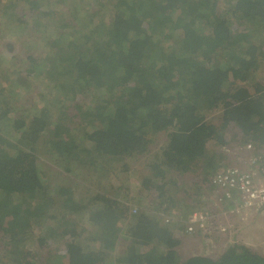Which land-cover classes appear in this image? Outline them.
Masks as SVG:
<instances>
[{
    "label": "trees",
    "instance_id": "16d2710c",
    "mask_svg": "<svg viewBox=\"0 0 264 264\" xmlns=\"http://www.w3.org/2000/svg\"><path fill=\"white\" fill-rule=\"evenodd\" d=\"M12 1L1 16L19 29L54 27L58 36L22 60L9 78L11 93L0 88V240L9 263L38 264L25 246L38 226L41 241H61L63 264H264L261 251L243 244L216 258L181 260L180 230L147 211L131 221L130 209L105 195L84 204L61 187L49 197L40 169L44 156L67 172L77 168L85 178L90 170L106 180L114 163L148 155L153 135L164 134L142 183L160 208L168 202L169 174L186 176L204 162L207 183L221 169L226 158L209 157L208 147L229 146L225 132L237 130L243 142L236 144L264 153V86L254 81L264 62V38L257 36L264 33V0H229L224 9L220 0H95L106 17L91 6L78 10L74 0ZM81 14L93 27L78 37L89 28ZM215 111L220 127L206 115ZM57 200L63 212L49 216ZM81 209H90L84 227Z\"/></svg>",
    "mask_w": 264,
    "mask_h": 264
},
{
    "label": "rangeland",
    "instance_id": "374dc122",
    "mask_svg": "<svg viewBox=\"0 0 264 264\" xmlns=\"http://www.w3.org/2000/svg\"><path fill=\"white\" fill-rule=\"evenodd\" d=\"M77 4V9L86 11L87 7L91 6V10L94 11L98 9L100 12H103V17L107 16L105 8L100 9L95 0H74ZM8 2H14L12 0H0V12L4 11L5 6ZM18 6L20 5L19 0L16 1ZM229 0H220V5L222 9L228 6ZM91 4V5H89ZM83 7V8H82ZM9 16L11 14V9L6 11ZM25 12V11H24ZM83 13V12H82ZM68 15V13H66ZM92 16V15H91ZM9 18V17H8ZM5 16L0 15V88H5L8 93H11L12 81L10 77L13 75L18 76V72L22 69L21 64L22 60L25 61L26 57L29 54L36 53L39 54L42 52L46 40L48 37L58 36L55 32V28H43L42 26L30 25L29 29L21 27V29L13 24ZM82 22L86 25V22H89V28L84 29L81 33L78 32V37L82 35H87L89 30L93 27V21L91 18H85V15L81 14ZM235 19H232V22ZM97 22V20H95ZM94 22V23H95ZM235 28L240 30L241 27L235 24ZM48 29L49 31H44ZM259 37L264 38V33H258ZM51 37V38H52ZM256 82L261 83L264 86V62L261 63L260 67L257 70L255 75ZM91 96H88L90 98ZM89 100H86L85 103H88ZM35 103V102H34ZM32 106V105H31ZM37 110V109H36ZM220 112L215 111L208 115V119H213L214 124H217L220 127ZM219 119V120H218ZM229 130L225 132V139L228 140L229 146H220L216 147L215 144H211L208 147V156H229L233 154L231 158H226L223 161V165H219L221 169L225 168L227 165H232L236 162L237 159L241 158L243 153H236L234 148L230 146H237L236 142H243L242 136L238 133L237 130ZM222 133L221 130H219ZM166 136L164 134L153 135L152 143L150 146V153L144 156L132 157L124 162L114 163V170L112 175L105 180L102 177V173L99 175L89 172L86 170L84 172L86 176L83 178L81 176V171L79 169H71V172H67V165L60 163L58 161H47L44 156H40V169L47 180V187L49 192V197L57 196L58 190L63 187L70 189L72 192H75L77 197L83 199L82 202L87 204L88 197H95L97 195H105L110 199H114L119 202H123L125 207L131 211V221L133 220L132 216H135L139 211H147L150 216H155L156 220H160L162 225L170 227L172 229L180 230L182 233V243L178 247V254H180L181 260L189 259L190 257L196 256H207L210 258H216L220 256L226 248L234 244H243L249 247L257 248L258 251L263 253L264 248V216L255 215L253 217H246L243 221L241 217L230 216L228 218H223V213L221 209L212 207V197H211V179H208V182L205 183L204 173H203V164L200 163L198 167H193L192 171L184 176L181 174H169L166 176L165 182L168 184L166 189V195L169 198H165L166 202L163 206L158 208V200L156 198V192L152 191L148 193L147 189L142 187L143 180L148 178L150 172L146 169V165L152 164L153 159L160 155L161 148L165 146ZM224 148H230L229 151H224ZM217 153V154H216ZM236 153V154H235ZM215 158V157H214ZM225 158V157H224ZM90 174V175H89ZM95 177L96 180L92 183L91 177ZM97 177V178H96ZM85 198V199H84ZM155 201V202H154ZM60 200L55 201L49 206L46 212L49 214H60L63 212L62 205L59 203ZM173 202V203H172ZM196 207L193 212H202L208 211L212 214L213 219L218 220L222 226L221 228H214L211 230V227L207 225L205 229L201 226H196L191 234L188 233L187 228L189 225L187 223L188 218L191 212L188 213L191 206ZM214 210L213 212L211 210ZM219 211H215V210ZM82 211L77 212L76 216L80 227H84L87 224L85 218H88L87 215L90 212V209H81ZM83 211H85L83 213ZM188 213V214H187ZM187 214V215H186ZM158 217V219H157ZM161 219L163 221H161ZM46 223H56V220L46 219ZM46 220H43L46 221ZM129 221V222H131ZM134 221V220H133ZM238 223V224H237ZM84 224V225H83ZM204 230V231H203ZM42 231L40 227L34 226L31 228V231L26 235L25 238H29L28 242L25 244L27 248L33 251L36 255L38 264H63L61 258H59L62 253V243L60 240L53 241L50 239L48 241H41L39 238L42 236ZM2 234L0 232V239ZM82 239H88L89 234L83 233ZM44 242V243H42ZM119 242V241H118ZM4 238L0 240V264H11L9 259L6 258L7 251L2 247L5 245ZM122 244V242H120ZM124 245V244H123ZM123 245L119 250L123 249ZM117 252L114 253V256Z\"/></svg>",
    "mask_w": 264,
    "mask_h": 264
},
{
    "label": "built area",
    "instance_id": "2783aa9c",
    "mask_svg": "<svg viewBox=\"0 0 264 264\" xmlns=\"http://www.w3.org/2000/svg\"><path fill=\"white\" fill-rule=\"evenodd\" d=\"M230 148L243 155L234 164L223 167L211 177L212 207L221 209V212L226 211L222 216L225 219L235 216L244 221L248 216H264V153L251 143ZM230 148L223 150L229 151ZM232 155L224 157L229 159ZM212 217L208 211L193 212L187 221L188 233L191 234L196 226L205 229L209 225L211 230L221 228V221H212Z\"/></svg>",
    "mask_w": 264,
    "mask_h": 264
},
{
    "label": "bare ground",
    "instance_id": "6f19581e",
    "mask_svg": "<svg viewBox=\"0 0 264 264\" xmlns=\"http://www.w3.org/2000/svg\"><path fill=\"white\" fill-rule=\"evenodd\" d=\"M238 224V223H237Z\"/></svg>",
    "mask_w": 264,
    "mask_h": 264
}]
</instances>
